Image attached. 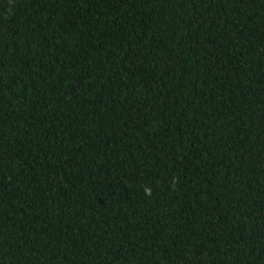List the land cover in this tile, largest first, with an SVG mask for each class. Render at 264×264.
I'll use <instances>...</instances> for the list:
<instances>
[{
  "label": "trees",
  "instance_id": "trees-1",
  "mask_svg": "<svg viewBox=\"0 0 264 264\" xmlns=\"http://www.w3.org/2000/svg\"><path fill=\"white\" fill-rule=\"evenodd\" d=\"M0 264H264V0H0Z\"/></svg>",
  "mask_w": 264,
  "mask_h": 264
},
{
  "label": "clouds",
  "instance_id": "clouds-1",
  "mask_svg": "<svg viewBox=\"0 0 264 264\" xmlns=\"http://www.w3.org/2000/svg\"><path fill=\"white\" fill-rule=\"evenodd\" d=\"M145 195H151V189L150 188L145 189Z\"/></svg>",
  "mask_w": 264,
  "mask_h": 264
}]
</instances>
